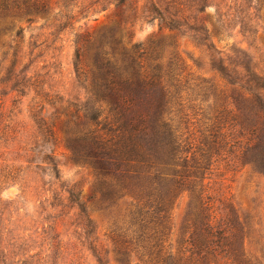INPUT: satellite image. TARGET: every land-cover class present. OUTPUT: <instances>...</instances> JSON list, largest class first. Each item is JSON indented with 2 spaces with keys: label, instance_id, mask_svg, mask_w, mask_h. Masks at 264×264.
<instances>
[{
  "label": "rangeland",
  "instance_id": "1",
  "mask_svg": "<svg viewBox=\"0 0 264 264\" xmlns=\"http://www.w3.org/2000/svg\"><path fill=\"white\" fill-rule=\"evenodd\" d=\"M45 1L46 15L30 24L8 20L15 27L0 37V264H98L91 244L103 249L104 264H121L109 241L113 218L88 203L96 222L89 234L77 204L68 201L71 189L86 201L95 185L92 168L73 159L65 133L69 105L89 97L77 82L79 42L89 33L119 28L124 42L140 45L146 63H162L165 69L177 63L184 85L181 103L190 107L182 129L198 140L210 125L202 108L216 102L229 80L264 84V0H130L125 15L109 5L111 0H75L68 8L64 0ZM157 3L164 19L147 12ZM84 7L91 12L78 16ZM171 21L176 28L169 27ZM20 28L22 39L16 42ZM232 88L238 86H227ZM40 106L44 110L37 116ZM54 122L52 140L44 131ZM194 152L198 162L197 145ZM232 159L227 153L214 157L196 192L202 194L203 186L204 196H211L216 219L234 213L248 257L264 264V174ZM189 166L187 175H194L197 165ZM195 195L180 193L170 208L166 247L174 254L188 247L199 206Z\"/></svg>",
  "mask_w": 264,
  "mask_h": 264
},
{
  "label": "trees",
  "instance_id": "2",
  "mask_svg": "<svg viewBox=\"0 0 264 264\" xmlns=\"http://www.w3.org/2000/svg\"><path fill=\"white\" fill-rule=\"evenodd\" d=\"M74 1L64 0V7ZM129 1L111 0L109 5L125 15ZM91 8H80L77 15L89 14ZM147 12L164 19L158 3ZM46 14L45 0H0V17L5 16L0 37L15 27L9 22L10 28L8 20L30 24L35 16ZM125 21L127 24L129 18ZM173 23L168 24L171 29L176 28ZM119 30L110 29L100 36L87 34L76 52L77 82L89 97L69 105L65 133L73 159L92 168L95 185L86 201L74 189L68 191V201L77 204L89 234L96 222L88 213V203L93 211L113 218L109 241L121 264L132 260L136 264H257L245 251L243 228L234 213L216 219L211 196H204L203 186L202 194L196 189L205 180L213 158L223 153L264 174V84L244 79L245 85H237L229 80L226 89L216 93V102L202 108L210 122L206 133L198 140L186 136L182 125L190 107L181 103V68L177 63L169 69L162 63H146L140 45L124 42ZM23 31L20 28L14 35L16 42ZM20 85L17 82L14 90L19 92ZM228 85L238 89L229 90ZM32 86L37 87L36 83ZM43 110L40 106L37 116ZM55 127L54 122L51 129H45L46 138L54 140ZM196 145L198 162L197 152L192 153ZM193 162L196 171L187 175ZM51 164L58 178V170ZM184 191L196 193L199 206L192 214L194 230L189 232L187 249L174 254L166 247L169 212ZM90 250L98 264H104L103 249L91 244Z\"/></svg>",
  "mask_w": 264,
  "mask_h": 264
}]
</instances>
